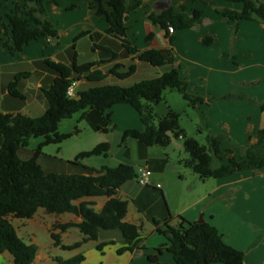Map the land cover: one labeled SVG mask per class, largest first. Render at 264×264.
<instances>
[{"label":"trees","instance_id":"trees-1","mask_svg":"<svg viewBox=\"0 0 264 264\" xmlns=\"http://www.w3.org/2000/svg\"><path fill=\"white\" fill-rule=\"evenodd\" d=\"M86 1L94 3L96 15L105 18L107 33H116L121 37L127 35L126 0H108L106 4L102 0ZM227 1L242 4L239 10L215 7V11L223 20L232 22L230 27L233 37L241 20L256 18L264 22V1ZM139 4L140 0H130L131 9H135ZM55 5V0H12V6L7 12L2 14L0 10L2 49L11 55L20 54L25 46L41 38L58 44L59 32L52 21L46 18L47 6ZM74 7L75 5H71L70 9ZM107 7L111 11H108ZM200 16V10L195 9L187 15L185 7L180 6L151 12L147 18L169 34V26H172L174 31L195 27ZM86 35L92 38L90 31H82L73 37V44ZM147 40H150V35ZM169 41H172V36H169ZM204 42L208 40L205 39ZM122 46L138 61L152 66L165 64L164 55L158 49L140 50L130 44ZM75 56L74 53L70 65L48 57L43 59V63L55 73V77L49 87L41 89L46 109L40 116L0 111V254L8 253L14 264H31L37 256L38 248L34 243H27L18 236L13 220L31 219L39 208L47 213H70L81 218L79 222L55 220L50 226L49 233L54 246L63 250H75L88 241H99L102 231L113 230L120 233L124 242L123 246L116 249L118 254L125 251L132 253L140 249L142 226L125 220L128 201L118 193L121 185L137 177L132 165H102L98 169L91 168L90 173H57L45 172L41 168L37 161L39 149L28 159L19 157L20 148L26 146L31 137H44V144L60 143L69 137V134L58 132L59 124L77 112H82L84 118L88 110H97L102 115L101 123L110 125L109 109L120 103L130 105L137 112L143 129L125 130L122 141L133 138L147 146L173 148L168 134L171 132L187 153V157L179 160V163L189 168L200 180L222 178L242 170L264 169V127L258 130L256 141L248 147H243L241 156L237 158L233 155L232 148L221 147V140L226 136L212 132L203 121L197 125V130L207 131L206 144L186 135L180 126L178 112L168 110L164 115L157 117L155 106L164 99L165 90H177L193 109L197 104L205 102L202 96L187 91V82L180 78L176 67L129 86L101 84L68 96L67 89L73 81L85 79L101 82L106 76L97 68L99 62L79 64ZM115 58L116 54L112 59ZM233 59L235 60L234 56ZM121 68V64H114L109 73L118 79H126L136 71V64L133 62L124 70ZM29 75L28 71L14 74L7 85L10 96L24 99L25 96L18 86L20 80ZM232 97L244 99L238 95H227L223 98ZM259 107L264 111V101L259 102ZM98 126L101 128V125ZM102 130L105 131L106 128L103 127ZM228 141L231 145L234 144L233 140ZM109 148L108 142H101L89 151L80 152L76 158L101 154L106 156ZM96 197L105 198L99 210L94 208L95 202L89 200ZM151 222L155 230L166 238L168 245L165 249L172 255L175 264H244L243 252L226 244L217 228L206 221L189 222L181 216H168L162 222L156 219ZM72 227L80 232V241L63 244L61 235ZM114 243V240L102 241L96 248L102 250L105 245ZM162 249L163 246L155 248L157 254L147 255V260L152 264H166L158 260L157 255ZM84 260L83 253H78L66 259L54 257L49 264H83Z\"/></svg>","mask_w":264,"mask_h":264},{"label":"crops","instance_id":"crops-1","mask_svg":"<svg viewBox=\"0 0 264 264\" xmlns=\"http://www.w3.org/2000/svg\"><path fill=\"white\" fill-rule=\"evenodd\" d=\"M55 1L57 5L53 6V9L58 12L77 11L65 17L73 22L69 28L76 26L79 28L72 33L74 36L87 30L92 35L104 37L89 38L90 59L79 60L78 52L76 53V62L79 64L99 62L97 68L106 75L104 80L90 82L78 79L73 88L75 94L101 84L129 86L176 67L180 78L187 82V91L205 99V102L197 104L193 110L212 132L225 135L238 146L248 147L256 141L258 130L264 127V111L259 107V102L264 101V22L256 18L241 20L237 24V33L233 37L230 27L232 22H226L215 11V7L239 10L242 7L241 3L227 0H169L170 7L184 6L187 15L197 9L201 11V16L195 27L168 34L147 18L149 13L156 12L154 4L158 0H140V4L135 9H131L130 0H126L125 24L128 30L127 35L121 37L116 33H107V22L103 16L96 15L94 3L86 0H65L61 4L60 0ZM102 1L106 4L108 0ZM71 5H75V7L70 9ZM11 6L12 0H0L2 14L7 12ZM107 10L111 11L109 7ZM46 18L52 21L48 16ZM77 30L79 31L76 32ZM149 35L150 40H147ZM169 36H172L171 42ZM73 39L60 38L59 36V43L56 44L41 38L25 46L22 53L14 55L3 50L0 44V97L5 102V107L0 103V111L23 113L17 107H8V103H14L8 93L7 85L11 76L17 73L15 66L27 65V70L30 72L27 79L32 83V86L28 90L24 86L22 91L24 98L30 97V94L32 98L38 97L36 93L42 94L41 89L49 87L55 77V73L43 63V59L48 57L70 65L73 61V52H68V49L73 47ZM85 39L87 38H79L74 43L77 46L79 41H86ZM205 39L208 42L205 43ZM33 43L35 44L33 45ZM122 44H130L140 50L158 49L164 55L165 64L152 66L149 63L138 61L126 52ZM63 50L66 54L61 57ZM46 51H49L51 55L47 56ZM115 54L116 58L112 59ZM133 62L136 64V71L126 79H118L109 73L114 64H121V70H124ZM227 95H238L244 99L223 98ZM208 99L212 100L206 101ZM42 106L45 110V104ZM129 106L124 103L113 105L108 111L111 121L117 112L132 113ZM168 110L175 111L170 106ZM85 118L99 124L102 115L97 110H88ZM128 129L141 131L143 126L137 124ZM144 146L148 148H144ZM144 146L143 148L136 146L140 151L138 167L147 168L151 177L154 174L165 175L164 169L168 158L163 159L165 154L159 151V154L164 155L159 156L158 163H152L147 152L149 147L155 145ZM221 147L232 148L233 155L237 158L240 157L236 148L230 143L221 140ZM172 166L174 169H179L182 164L178 161V165L172 163ZM183 178L184 175H179V180L176 179L177 183H175L168 177L165 179L166 184L162 186L157 183L160 185L157 188L153 182V176L150 181L153 185L144 186L141 190V193L144 194L152 193L150 198L154 196L146 204L143 202L144 209H147L146 214L143 218L140 216L128 218L126 215L125 220L139 224L143 228V219L148 222L152 219L162 222L168 216H181L185 220L193 222L201 218L217 228L226 244L243 252L244 264H264V169L237 171L231 175L214 179V182L207 183L208 186L205 180L196 178L193 181V187H190V191L186 194L180 192ZM130 181L132 180L125 182L119 188L118 193L122 198L130 196L129 191L124 189ZM172 184L177 189L176 195L171 191ZM159 196L163 199L164 204L157 198ZM133 198L137 200V197ZM89 200L96 202L95 198ZM104 202L105 199L98 205L97 210L102 207ZM138 212L143 214L140 210ZM56 220L61 221L60 219ZM80 220L79 216L72 215L66 221L79 222ZM261 222H263L262 225H260ZM117 233V238L116 236L112 239L107 237L103 241L114 240V244L120 243L118 246H123L122 237L119 232ZM141 233L140 249L132 253L128 251L121 253L126 257L123 264H152L147 260V255L157 254L155 248L158 246H163L162 252L157 255L159 262L175 264L172 255L165 249L168 245L166 238L158 233L154 226L150 224L147 231ZM0 264L14 263L11 256L9 257L4 252L0 254Z\"/></svg>","mask_w":264,"mask_h":264},{"label":"rangeland","instance_id":"rangeland-1","mask_svg":"<svg viewBox=\"0 0 264 264\" xmlns=\"http://www.w3.org/2000/svg\"><path fill=\"white\" fill-rule=\"evenodd\" d=\"M65 0H60L62 4ZM47 15L54 25V27L58 30L60 38H73V32L78 26L69 28L73 22L65 19L66 16H70L77 11L72 12H58L53 9V7L47 6ZM79 29V28H78ZM77 30L76 32H78ZM80 38H87L79 41L78 45L73 44V47L68 49V52H73L72 58L74 57V53L78 52V59H90L91 54L89 53V49L91 48L89 36H83ZM92 38H104L100 35H92ZM108 38V37H107ZM35 43H33L34 45ZM54 52V49H53ZM66 52L63 50L61 52V57H64ZM46 55H51L49 51H46ZM76 57V56H75ZM77 59V57H76ZM16 72H24L28 71V66L24 64H20L15 66ZM16 74V73H15ZM14 75L11 76L9 82L13 79ZM25 89H31L32 83L27 78H22L19 83V90L23 91ZM33 89V88H32ZM38 97L32 98L30 97L26 99H20L16 97L10 96L11 100L14 103H8V107L10 108H18L23 113L37 117L43 113V106H46V101L43 94L36 93ZM29 96V95H28ZM163 100L155 106V113L157 117H160L167 113L168 107H172L176 112L180 114V126L186 132V135L196 139L201 144H206L205 136L207 134L206 130L198 131L197 125L201 123L199 116L193 110L191 106L182 98L181 94L173 89V90H165L163 95ZM45 102V103H44ZM0 103L5 107V102L0 97ZM129 106V105H128ZM129 108L132 110V113L125 114L117 112L113 117L110 125H105L103 123L97 124V122L91 121V119L82 118L83 113L77 112L72 115L71 118L64 119L59 124L58 132L60 134H69L70 136L64 139L60 143H49L44 144V137H31L28 141V144L24 147H21L19 150V157L21 159H28L33 156L34 152L39 149V155L37 158L38 163L41 168L45 172H57V173H90L91 168L98 169L102 165H106L108 167H116L119 164H129L132 165L136 172H138L137 162L140 158V151L136 146H141L142 144L137 142L132 138H127L124 142L122 141V135L125 130L129 127L142 123L139 119L138 114L134 109L130 106ZM98 125H101L99 128ZM105 127L106 130L103 131L102 128ZM225 143H229L228 138L224 137L222 139ZM101 142H108L110 145L109 151L107 155H90L87 157L76 158V156L83 151L91 150L95 145ZM233 147L236 148L237 154L241 156L243 151V146H238L237 144H233ZM144 148H148L145 147ZM148 156L151 157L152 163H158L159 156L164 153L165 157L162 158L166 160L168 158L166 167L164 169L165 175L154 174L153 182L155 184L159 183L160 185L166 184V178H171L177 183L176 179L179 178V175H184L183 180H181L180 184V192L181 194H186V192L190 191V187H193V181L198 178L189 168L180 166L179 169H174L172 163L174 165H178V161L186 158L187 153L183 149V147H168L163 148L158 145L149 147ZM162 151L161 154L158 152ZM150 174V181L151 178ZM179 180V179H178ZM172 182V183H174ZM206 184L209 182H214V178L205 179ZM179 184V182H178ZM204 186V185H203ZM208 186V184H207ZM143 185H140L136 179H132V181L128 182L124 189L128 190L130 196L128 198H124L128 201V218H134L143 216L146 214L147 209H144V205L150 201L154 196L150 198V194L141 193ZM205 188V187H204ZM176 190L174 185L172 184V192L176 195ZM133 197H137V200ZM159 198L160 202L164 204L161 196ZM104 197H96L94 208L97 210L98 205L101 204V201L104 200ZM165 200V198H164ZM166 201V200H165ZM145 204H144V203ZM167 204V203H166ZM141 211L143 214L139 213ZM72 216L70 213H64L61 215H56L52 213L45 212L44 209L39 208L32 219H14L13 225L16 228V232L19 237H21L27 243H34L37 248V256L32 264H49L51 259L54 257H62L69 258L75 254L83 253L85 256V260L83 264H123L126 260L125 255L118 254L116 252L118 245L111 244L105 245L102 250H98L96 248L99 242H102L103 239L110 237V239L116 236V230L113 231H102L100 234L99 241H88L83 243L80 248L75 250H63L60 247H56L53 244V240L49 233V228L52 223L56 219H60L61 221H66ZM153 226L152 222L143 219V231L144 233L147 231V228ZM249 225L248 223H246ZM261 222L260 225H262ZM81 234L78 229L72 227L68 229L65 233L61 235V240L63 244H72L74 242L80 241ZM9 257L10 255L6 253ZM146 260L145 257H143Z\"/></svg>","mask_w":264,"mask_h":264},{"label":"built area","instance_id":"built-area-1","mask_svg":"<svg viewBox=\"0 0 264 264\" xmlns=\"http://www.w3.org/2000/svg\"><path fill=\"white\" fill-rule=\"evenodd\" d=\"M168 32H169L170 34L174 32L172 26H169V27H168ZM74 85H75V81H73V82L71 83V85L68 87V89H67V95H68V96H74V95H75L74 90H73ZM150 174H151V173H150V171H149L147 168H145V167H141V168H139V169H138V172H137V177H136L137 182H138L140 185H143V186L153 185V184L150 182V178H149V177H150ZM155 186H156L157 188L160 187L159 184H156Z\"/></svg>","mask_w":264,"mask_h":264},{"label":"water","instance_id":"water-1","mask_svg":"<svg viewBox=\"0 0 264 264\" xmlns=\"http://www.w3.org/2000/svg\"><path fill=\"white\" fill-rule=\"evenodd\" d=\"M169 7H170L169 0H158L154 4V8H155L156 12L163 11L164 9H167ZM168 134L171 138V143H172L173 147L180 148L182 146V144L175 139V137L172 135L171 132H168ZM201 221H202V219L199 218L198 222H201Z\"/></svg>","mask_w":264,"mask_h":264}]
</instances>
